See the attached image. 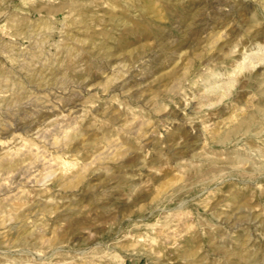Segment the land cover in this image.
<instances>
[{"label": "rangeland", "instance_id": "1", "mask_svg": "<svg viewBox=\"0 0 264 264\" xmlns=\"http://www.w3.org/2000/svg\"><path fill=\"white\" fill-rule=\"evenodd\" d=\"M0 264H264V0H0Z\"/></svg>", "mask_w": 264, "mask_h": 264}]
</instances>
